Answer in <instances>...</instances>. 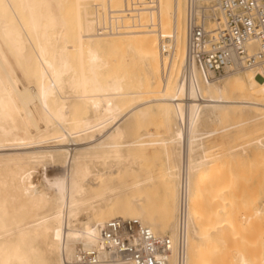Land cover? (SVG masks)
Returning a JSON list of instances; mask_svg holds the SVG:
<instances>
[{"label":"bare ground","instance_id":"bare-ground-1","mask_svg":"<svg viewBox=\"0 0 264 264\" xmlns=\"http://www.w3.org/2000/svg\"><path fill=\"white\" fill-rule=\"evenodd\" d=\"M100 3L124 11L125 0H0V264H79L115 218L176 243L184 178L187 264H264L243 230L262 211L247 214L228 145L246 157L247 125L264 124V64L208 83L194 67L183 81L186 0H144L108 34ZM152 116L162 132L141 127ZM47 164L61 174L37 187Z\"/></svg>","mask_w":264,"mask_h":264},{"label":"built area","instance_id":"built-area-1","mask_svg":"<svg viewBox=\"0 0 264 264\" xmlns=\"http://www.w3.org/2000/svg\"><path fill=\"white\" fill-rule=\"evenodd\" d=\"M144 0H125L115 12L104 3L94 6L102 14V34L120 32L124 15H136ZM186 63L181 73L190 81L195 67L208 83L229 72L254 70L264 64V0H186ZM170 49L162 47V53ZM189 194L182 181L178 206L177 239L158 237L137 219L115 218L100 229L96 246L79 248V264H187Z\"/></svg>","mask_w":264,"mask_h":264},{"label":"rangeland","instance_id":"rangeland-1","mask_svg":"<svg viewBox=\"0 0 264 264\" xmlns=\"http://www.w3.org/2000/svg\"><path fill=\"white\" fill-rule=\"evenodd\" d=\"M20 75L21 74L18 72V77L20 79L21 84H26V82H24L25 81L24 78L21 79L22 76L20 77ZM263 112L264 111H261V113H263ZM260 123L261 122L249 123L247 125L248 130H250V135H249L250 138L249 137L248 138L251 139V141L253 140L252 141L253 144L250 143V146H248L247 149L249 150V153H248V155L246 157H242L241 156V153H242L243 148H240L242 146L241 145L242 143L240 141H238L237 143L236 142L235 143L234 142L228 143V145L231 144L230 145L231 148L234 147V146H236V145H238V149L234 153L239 154L240 157H238V160L241 161L242 164L241 165H238V166L235 165V166L236 167L241 166L240 168H238L239 172H241V173L243 172L242 174L244 175V176H242V181L243 182H241V183L242 184L244 183L243 187H244V189L246 191L248 190L247 193H248V195H250V196H248V198L250 199L249 202L251 203L250 206H249V209L251 210V212H250V210H247L246 211L247 214L254 215L256 213V211H258V210H261L262 211V215L263 216H261V214H260V216H258L259 215L258 214L257 215L258 217H254L255 220H251L252 221L251 223H253L252 226L256 227L255 229L253 228L254 230H252V232H251V230H250V232H248L249 230L246 231V229H243L244 230V236L246 235V237H248V239L250 238L249 239L250 241L253 238H255V239H253L254 240L253 242L254 243L256 242L255 245H257V244L260 245V246L257 245L259 247V248L257 247L258 249H260V247L261 248L264 247V237H260V233L262 232L261 233V236H262L263 235V230H264L262 228V227H264V224H263L264 223V187H263L264 186V166H263L264 165L263 164L264 163L263 162L264 161V148H262V147H260V145H258L259 144L258 143L259 140L256 141L257 139H260L261 138V139H263L262 143L264 144V137H263L264 136V124L262 123L263 124L262 125ZM142 124H140L141 127L143 126L142 128H144V127L147 128L150 132L151 131L154 132V130H155V132H162L161 130H164V128L161 125V122H159V117H155V116L153 117L152 116L150 118V122L149 123L146 122V123H142ZM212 128H213V126H212ZM217 128H220V127H217ZM219 137H220V135L218 134L216 136H213V137H210L208 139H205L204 140L205 146L206 147H209L211 144H217V145L220 144ZM255 142H257V143H255ZM41 144L44 145V146H51L54 143L49 142V143H45V144L44 143H41ZM226 145H227V143H226ZM224 146H223V148H225V149H226V147H228V148L230 147V146H225V147ZM160 163L161 162L158 161L157 163H154L153 164L154 170H156L159 166L162 165ZM47 165H49V166H47ZM47 165L45 166V168L42 167V166H40V167L38 166L37 167V171L38 172L36 174H38V176L35 174L34 179H33L34 184L37 187H40L41 188L43 186V184L45 183L44 182V174H47V176L49 178H51V177L54 178L56 175L59 176L61 174V171L59 172L57 170L58 168L54 167V165H52V164L51 165L50 164H47ZM40 176H41L42 179L39 178ZM39 180H40V182H39ZM41 180H43V181H41ZM156 191L157 190H154V193ZM157 195H158V193H157ZM261 217H263V222L261 221L262 219H260ZM239 223L241 224L242 228H246L247 227V225H243L241 223V221ZM260 223L263 224L262 227L260 226L261 225ZM259 227L262 228V231H261V229ZM259 229H260L261 232L258 231ZM258 238L260 239V241L258 240ZM257 241H259V242L257 243Z\"/></svg>","mask_w":264,"mask_h":264},{"label":"snow or ice","instance_id":"snow-or-ice-1","mask_svg":"<svg viewBox=\"0 0 264 264\" xmlns=\"http://www.w3.org/2000/svg\"><path fill=\"white\" fill-rule=\"evenodd\" d=\"M0 7H2V5H0Z\"/></svg>","mask_w":264,"mask_h":264}]
</instances>
